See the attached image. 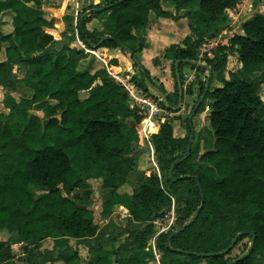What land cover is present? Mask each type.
Wrapping results in <instances>:
<instances>
[{"label":"trees","instance_id":"trees-1","mask_svg":"<svg viewBox=\"0 0 264 264\" xmlns=\"http://www.w3.org/2000/svg\"><path fill=\"white\" fill-rule=\"evenodd\" d=\"M161 1L102 0L79 13L76 29L88 49L129 53L140 67V76L130 79L138 86L140 79L146 91V78L157 86L139 57L151 14L184 19L189 34L164 50L176 88L157 86L164 94L162 105L172 110L183 97L182 68L204 69L196 66L198 48L218 35L239 0H173L175 12L165 10ZM42 5V0H0V86L9 110L0 111V232L9 234L8 239L0 237V264H112L110 254L119 264H149L152 222L174 200L176 229L156 238L161 264H264V10L248 18L242 32L233 33L230 44L207 60L212 75L220 73L217 79L223 83L209 88L201 102L213 99V147L200 154L195 138L188 153L189 118L187 137L176 136L174 125L163 122L152 135L160 174H144L133 192L126 193L119 189L136 170L146 140L143 113L130 105L128 91L106 67L90 68L92 58L83 48L66 40L59 48L38 51L44 27L52 25ZM7 12L13 14L9 33L3 28ZM104 13L102 29H89L88 23ZM13 36L19 43L7 45ZM230 49L237 51L240 66L227 77ZM16 64L21 77L14 72ZM19 82L33 91L30 98L13 96ZM204 91L205 86L200 98ZM93 179H101V215L109 219L104 226L95 220L92 188L77 199L71 196ZM32 184L47 192L35 196ZM116 204L129 210V225L110 219ZM142 223L149 224L140 229ZM121 238L118 246L104 251L105 243ZM48 239L53 245L44 248ZM245 239L250 244L232 256ZM13 243L23 244L22 255L14 252Z\"/></svg>","mask_w":264,"mask_h":264},{"label":"rangeland","instance_id":"rangeland-1","mask_svg":"<svg viewBox=\"0 0 264 264\" xmlns=\"http://www.w3.org/2000/svg\"><path fill=\"white\" fill-rule=\"evenodd\" d=\"M54 2H56V0ZM60 2L62 3V0H60ZM263 3H264V0H239L236 7L227 13L226 21L222 24L221 30L218 33V35L214 37V38H217L216 41L211 42V39L213 38H209L203 42L206 44L202 43L201 46L198 48V55H197L198 59L196 61L197 63L196 66L199 67V64L208 65L207 60L214 58L221 46H226L230 44L229 40L233 33L242 32V29H241L242 24L251 16L259 13L262 10ZM10 17H11L10 13H7L4 15V18L8 20V22H4V24L6 23L10 25V22H9ZM95 22L98 23L97 20H95ZM174 31L177 32L174 38H183L184 35H182L181 29L177 28ZM159 37L164 38L163 35ZM131 44H134V43H131ZM94 54L96 57L101 56L102 58H104L101 55L102 54L101 51L100 52L96 51V53ZM94 54L92 56H94ZM96 57H93V58H96ZM88 62H89V59H86V61H84V65H87ZM101 62L105 64V61L101 60ZM100 65L101 63H98V61H96L94 67L95 68L98 66L101 67ZM204 65H201L203 66L202 68L204 69H197L196 67L184 66L181 72L183 87H182V91L181 90L179 91V93H183L182 101L179 100V102L174 105L173 107L174 109L172 110L166 109L163 105L164 110L160 114L161 116L160 122L161 124H163V122L165 123L170 122L171 124H173L176 136L187 137L190 133L188 129V118L190 114L192 113V110L195 104L200 99V93L203 87L206 86V82H207L208 70L206 66ZM239 65H240V62H239V56H238L237 51L235 49H230L228 61H227L226 76L228 75L229 71L236 70L237 68H239ZM186 69H189V70L185 71ZM116 70L120 71L121 69H116ZM218 75L220 76L221 74L218 72H214V74L212 75V78L209 84L210 89L216 88L217 85L215 84V80L217 79ZM137 81L140 82V86H138L139 84L137 82L135 83L137 84L138 87L142 88L143 90L145 85L142 83V81H140V79H138ZM154 81L156 82V85L159 86L160 81L157 79H154ZM170 81L173 84L174 89H175L176 80L173 75H172V78H170ZM144 92H148L149 94H151L150 92H153V89L148 87V89H146V91ZM13 93L15 94L17 98H19L17 100H20L23 97H27L28 95V93L25 92V88L23 90L18 89L16 90V92H13ZM262 96L264 98V86L262 87ZM129 103L131 105V102ZM209 106H210L209 101H206V103L205 102L201 103L197 112L193 116V124H194L193 128L195 130L193 140L195 138L200 140V148H201L200 154L204 153L207 149L212 148L214 145V140H215V131L209 123L210 117L208 113L206 112V109ZM1 110H5V108H4V98H2V92L0 91V111ZM147 141L150 145L153 146L152 137H150ZM140 149H141V152H140L139 158L141 157V154L143 153L144 157H142V163L144 162L143 163L144 165L146 164L149 165V167L148 166L145 167L146 170L143 171L144 174L145 172L147 174H153L156 172L160 174V170L158 168V164L156 160H153L152 155L149 154L147 150L143 149V144L140 147ZM135 165H136V168H138L139 166L138 162ZM134 174H137V175L132 176L131 180H133V183L131 182V183H128V185H126L129 190L132 187L136 186L142 180L140 178L141 176H144V174H141V172L138 171V169H136V173ZM89 183L90 184L85 183L83 186L86 189L85 188L83 189L82 187L80 188L79 192L81 193L82 191L84 192L85 190L89 191L91 190V188L93 189L95 195H94V202L92 204V207L95 213V220L100 224V226L105 225L106 223H108V221L107 222L104 221L101 215V211H102V207H101L102 194H101V187H100L101 179H93ZM30 189L35 196H40L47 192L46 189H43L35 184H32ZM71 196L72 197L75 196V191L72 193ZM77 198H79V196H77ZM174 203H175V200H174ZM174 203L172 206H169L166 209H164L163 212H160L161 215H159L152 222L154 226L155 234L150 238L149 243L147 244L148 246L146 248V250L151 252V254L153 255V258L149 262V264H161L160 258L162 256V252L159 251V249L156 247L157 236L160 234L161 235L166 234L167 232L173 231L176 229V224H177L176 219L177 218H176ZM113 211L114 209H112V213ZM120 212L121 211H119V213ZM112 213H111V216H112ZM116 213L119 214L118 211ZM111 216H110V219L114 221L115 223H117L116 225L118 226L119 225H129L128 221L130 220V218L129 219L124 218L119 221H115L114 218ZM148 224L149 223H142V224H138V226L140 229H144L146 228V226H148ZM112 230H116V229L112 228ZM0 237L3 239H8L9 234L6 231L0 232ZM121 242H123L122 238L116 242H107L104 244L103 249L106 252H110L114 247L118 246ZM72 243L74 244L75 241L72 240ZM245 244L246 245L250 244L248 239H245L243 243H241L239 246H237L234 249V251L232 252V256L243 253ZM52 245H53L52 239H48L44 241V248H50L52 247ZM79 248H80L81 258L83 259L87 258V248L83 245L79 246ZM13 250L18 256H20L23 254L24 246L23 244H20V243H13ZM110 255H111L110 259L112 260V264H119L115 261L114 255L112 254ZM54 264H64V263H62L61 261H58ZM201 264H205V262H202Z\"/></svg>","mask_w":264,"mask_h":264},{"label":"crops","instance_id":"crops-1","mask_svg":"<svg viewBox=\"0 0 264 264\" xmlns=\"http://www.w3.org/2000/svg\"><path fill=\"white\" fill-rule=\"evenodd\" d=\"M54 1L42 0V2H43L42 9L45 13V17L49 22H51L52 25L50 27H44V33L39 38V44L37 46L38 51H43L44 49H47L49 47L59 48L63 43L66 42V40H69L71 42L72 46H76L78 48H83L85 50V52L90 55V58H92L90 68L91 67L95 68L94 67L95 62L98 61V63H101L100 66L106 67L110 74L112 73L118 77L121 76L120 78L128 79V81L135 83L134 81H132L130 79V77L133 74L140 76V71H139L140 67H137L134 65V60L131 58L129 53L122 51L120 48L102 47V48H99L97 50L88 49L87 47H85V45L82 43V41L79 38L77 29H76L79 13L82 12L83 10L87 9L89 7V5L96 4L102 0H62V3L60 2V0H56V2H54ZM161 4L165 10L175 12L173 0H162ZM263 10H264V5H263L262 10L260 12H263ZM182 12H184V10ZM7 13H10V15H11V17L9 19L10 25L5 23V24H3V28H4L5 32L9 33V32L13 31V26H12L13 14L11 12H7ZM7 13H5V14H7ZM106 15H107L106 13L101 14L99 17H96L92 21H90L87 25L89 27V29H94V28L102 29L103 21L106 19ZM3 20H4V22H8V20L5 19L4 16H3ZM95 20H97L98 23H96ZM69 24H70V27H69ZM7 26H9V27H7ZM6 28H7V30H6ZM177 28L181 29L182 35H184L183 38H174V36L177 33L174 30H176ZM143 31H144L143 35L146 34V47L139 53V57L141 59V62L150 71L151 75L155 79L159 80L160 83H163L165 85V87L168 91H173L174 86L170 81V78H172V75H173L172 61H171V59L164 57V50L166 47L170 46L172 43L181 42L189 34L190 30H189L187 24L185 23L184 19H181L180 21H174V20L169 19V18L157 17L156 15L151 14L150 19H149V23ZM161 35H163L164 38L159 37ZM216 39L217 38H213L214 41H216ZM18 43H19V39L16 36H13L9 40V42H7V45L8 44L9 45L10 44L11 45H17ZM132 43H134V44H132L133 46L137 45V42H132ZM96 51H99V52L101 51V53H102L101 55L104 58H102L101 56L96 57L94 54V53H96ZM93 54H94V56H92ZM93 57H96V58H93ZM100 59L102 61H105V64H103ZM112 60H117V64H113ZM47 62L49 63V65H51L52 60H49ZM20 68H21V66L18 64H16L14 66V72L17 73L19 77L22 76L20 74ZM116 69H121V70L117 71ZM188 70L189 69H186L185 71H188ZM227 77H228V75H227ZM215 84L217 85L216 87L223 86V84L218 79L215 80ZM24 88H25V92L28 93L27 97H25V98H30L32 96L33 91L30 88H28L27 86H25V84L23 82H19L17 84L16 90H18V89L23 90ZM0 91L2 92V98H4V95H5L4 87L0 86ZM153 93H157V92L153 91ZM12 94L16 99H19L15 96L14 93H12ZM150 95H152V94H150ZM206 101H209V105H210L206 109V112L208 113V110H211V108H212L211 106L213 104V99L207 98V99H205L204 102L206 103ZM4 108H5V106H4ZM5 111L9 112V110H7L6 108H5ZM208 115L210 117V113H208ZM209 123H210V119H209ZM160 128H161V123H160ZM160 128L158 129V131L156 133H158L160 131ZM150 147H151V153H149L148 151L147 152L149 154H151L152 159L155 160V158H153V157H155L153 146L150 145ZM142 157H144L143 153L141 154V157L139 158V160L136 161V163L138 162V164H139L138 168H136V165H135V168L138 169V171H140L141 174H144L143 171L146 170L145 167L146 166L149 167V165L146 163H145L146 165H144L143 164L144 162L142 163ZM134 173H136V170L134 171ZM134 173H132L130 175V177L128 178V181L119 189L120 192H126V193H132L133 192L134 188L138 184L136 186L132 187L130 190L128 189V187L126 185H128V183H131V182L133 183V180H131L132 176L137 175ZM145 174H147V173L145 172ZM147 175L149 176L151 174H147ZM74 191H75V196H73L74 199H77V196L80 197L83 193V191L81 193L79 192L80 188H77ZM101 198H102V202H103V197H101ZM101 207H102V204H101ZM113 209H114V211L112 213V216L111 215L110 216L113 217L115 221H119V220L124 219V218L125 219L131 218L130 212L125 206H123L121 204H116L113 207ZM123 210H124V212H122ZM117 211H118V213H119V211H121L119 213L120 215L116 213ZM103 220L106 222L107 221L109 222V219H103ZM102 226H104V225H102Z\"/></svg>","mask_w":264,"mask_h":264},{"label":"built area","instance_id":"built-area-1","mask_svg":"<svg viewBox=\"0 0 264 264\" xmlns=\"http://www.w3.org/2000/svg\"><path fill=\"white\" fill-rule=\"evenodd\" d=\"M211 42H214V40L211 39ZM111 75L128 91L131 106L137 107L142 111L143 118L141 120V133L144 138L148 140L160 128V114L164 110V107L161 103L163 100L162 97L157 93H154L153 96L147 92H144L142 88L138 87L137 84L128 81V79H122L112 73ZM122 212H124V210Z\"/></svg>","mask_w":264,"mask_h":264},{"label":"water","instance_id":"water-1","mask_svg":"<svg viewBox=\"0 0 264 264\" xmlns=\"http://www.w3.org/2000/svg\"><path fill=\"white\" fill-rule=\"evenodd\" d=\"M201 65H204V64H201ZM204 66H206V68H207V70H208L207 82H206L205 91H204V94H203L202 98H200V99L198 100V102L195 104V106H194V108H193V110H192V113H191L190 116H189V125H190L191 127L193 126V116H194V114L197 112V110H198V108H199V106H200V104H201V102H202V100H203V98H204V96H205V93H206L207 90L209 89L210 79H211V75H212V70H211L210 66H209V65H204ZM176 74H177V81H178L179 87H181V82H180L181 79H180V72H179V69H178V62H176ZM146 83L148 84V86H149L150 88L153 89V91L157 92V94H159V95L163 98V100H165V98H164V94H162V93L159 91V89H158L157 86L153 85V84L149 81V79H147V78H146ZM210 111H211V110H208V113H210ZM194 131H195L194 128H192V130H191V134H190V139H189L188 153L190 152L191 144H192V141H193V138H194ZM143 149H144V150H147L149 153H151V147H150L149 143H148L146 140L143 141ZM172 169H173V168H172ZM172 169H171V171H172ZM171 171H170V172H171ZM161 212H163V210H162ZM198 213H199V209L196 211V215H197ZM183 229H184V228H181L180 230H183ZM180 230H177L176 233H178Z\"/></svg>","mask_w":264,"mask_h":264}]
</instances>
